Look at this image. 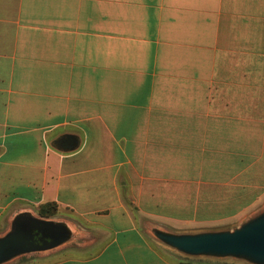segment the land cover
Here are the masks:
<instances>
[{
    "label": "crops",
    "instance_id": "crops-1",
    "mask_svg": "<svg viewBox=\"0 0 264 264\" xmlns=\"http://www.w3.org/2000/svg\"><path fill=\"white\" fill-rule=\"evenodd\" d=\"M47 203L88 242L18 264H178L146 222L264 208V0H0V233Z\"/></svg>",
    "mask_w": 264,
    "mask_h": 264
},
{
    "label": "water",
    "instance_id": "water-1",
    "mask_svg": "<svg viewBox=\"0 0 264 264\" xmlns=\"http://www.w3.org/2000/svg\"><path fill=\"white\" fill-rule=\"evenodd\" d=\"M59 148L73 150L74 139L66 137ZM146 230L157 243L182 259L234 258L264 264V208L227 228L179 233L148 222ZM83 236L68 220L45 218L32 209L17 211L9 219L8 228L0 233V264H18L73 243L85 244L88 241Z\"/></svg>",
    "mask_w": 264,
    "mask_h": 264
},
{
    "label": "rangeland",
    "instance_id": "rangeland-1",
    "mask_svg": "<svg viewBox=\"0 0 264 264\" xmlns=\"http://www.w3.org/2000/svg\"><path fill=\"white\" fill-rule=\"evenodd\" d=\"M146 223H148V222H146ZM151 223H153V222H151ZM153 224L155 226L157 225L160 228H168L170 231H175V232H179V233H181V232L183 233V232L200 231V229H195V230H180V229L171 228L170 226L163 225V224H160V223H153ZM224 227H231V226L230 225L229 226L227 225V226H224ZM179 258H181V257H179ZM25 259H23L22 261H24ZM183 261H188V262H192V263H199V264H252V263H250V262H248L246 260H243V259H234V258H222V259H210L209 258V259H199V258H188V257H186L185 259H183Z\"/></svg>",
    "mask_w": 264,
    "mask_h": 264
},
{
    "label": "trees",
    "instance_id": "trees-1",
    "mask_svg": "<svg viewBox=\"0 0 264 264\" xmlns=\"http://www.w3.org/2000/svg\"><path fill=\"white\" fill-rule=\"evenodd\" d=\"M38 212L45 218H51L59 213V206L56 203H47L38 208ZM178 264H199L188 261H179Z\"/></svg>",
    "mask_w": 264,
    "mask_h": 264
}]
</instances>
